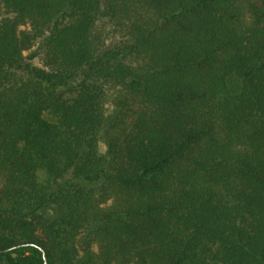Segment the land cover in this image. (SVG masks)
<instances>
[{"label": "trees", "instance_id": "obj_1", "mask_svg": "<svg viewBox=\"0 0 264 264\" xmlns=\"http://www.w3.org/2000/svg\"><path fill=\"white\" fill-rule=\"evenodd\" d=\"M0 251L264 264V0H0Z\"/></svg>", "mask_w": 264, "mask_h": 264}, {"label": "rangeland", "instance_id": "obj_2", "mask_svg": "<svg viewBox=\"0 0 264 264\" xmlns=\"http://www.w3.org/2000/svg\"><path fill=\"white\" fill-rule=\"evenodd\" d=\"M34 48H35V47L30 48V51H32ZM30 51H28V52H30ZM28 52H26V53H28ZM31 63H32L33 65H35V66H39V65H40V61H39V59H38L37 57H36V58H33V59L31 60ZM227 84H228V88H229V90H230L232 93H237V92L240 91V87H241V86H240V82H239V80H238L236 77L231 76V77L228 79ZM111 108H112V107H110L109 109L111 110ZM45 115H46V117H48L49 119H52L51 116H49V115H47V114H45ZM104 151H105V143H104V140H103V141H100V143H99V152H100V153H103ZM44 176H45V173H44L43 170H39V171L37 172V178H38V180H42V179H44ZM111 203H112V200H111V199H107V200L102 204V206H103V207H108V206L111 205ZM80 249H81V247H80ZM86 249L88 250V252H89L91 255L95 256V258L98 259V248H97V243H96L95 241H92V242L86 247ZM80 252H82V251H80Z\"/></svg>", "mask_w": 264, "mask_h": 264}, {"label": "water", "instance_id": "obj_3", "mask_svg": "<svg viewBox=\"0 0 264 264\" xmlns=\"http://www.w3.org/2000/svg\"><path fill=\"white\" fill-rule=\"evenodd\" d=\"M0 252H1V251H0ZM42 256H43V259H44V264H46L45 252H42Z\"/></svg>", "mask_w": 264, "mask_h": 264}]
</instances>
